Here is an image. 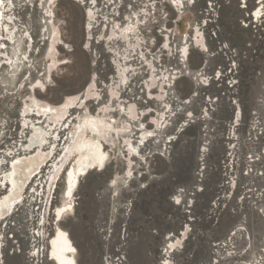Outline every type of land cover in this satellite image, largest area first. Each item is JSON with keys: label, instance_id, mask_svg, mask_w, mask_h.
Masks as SVG:
<instances>
[{"label": "rangeland", "instance_id": "obj_1", "mask_svg": "<svg viewBox=\"0 0 264 264\" xmlns=\"http://www.w3.org/2000/svg\"><path fill=\"white\" fill-rule=\"evenodd\" d=\"M240 1L212 0L211 8L209 0L0 1V184L8 183L3 176L15 154L37 149L32 129L44 131L40 150L50 154L0 223V264H53L49 236L61 220L80 219L90 182L105 202L87 241L101 264L264 260V16L254 22L248 13L257 0L244 8ZM192 89L198 97L189 96ZM66 96L75 98L60 109L67 113L60 124L48 126L49 116L38 121L33 97L58 106ZM230 99L238 119L224 128L219 121ZM88 118L111 129L93 131ZM142 129L153 136L136 145ZM79 138L98 142L103 167L101 160L87 165L64 198V172ZM126 138L136 145L132 155ZM179 158L183 175L176 178ZM60 202L68 206L56 221ZM229 215L239 222L225 237ZM181 222L185 236L170 238L174 248L164 255L162 233ZM141 238L142 263L128 252ZM34 248L39 258L29 255Z\"/></svg>", "mask_w": 264, "mask_h": 264}, {"label": "bare ground", "instance_id": "obj_2", "mask_svg": "<svg viewBox=\"0 0 264 264\" xmlns=\"http://www.w3.org/2000/svg\"><path fill=\"white\" fill-rule=\"evenodd\" d=\"M0 1H2V0H0ZM262 1L263 0H257V5L254 7L253 12L248 13V16H251L253 18L254 22H259L260 18H262L264 16V4ZM240 2H242V5H241L242 8L247 6L246 0H242ZM184 50H185V48H184ZM184 53L185 52L183 51L182 56H185ZM114 94L115 93L113 92V95ZM111 95L112 94L110 93L109 97ZM74 98H75V96H74ZM74 98L71 96L70 97L66 96L65 98L63 97V99L61 100V102L59 103L58 106H55V105H53V103L51 104L50 102H47V101H39L35 97H33L31 99V103L33 102L36 105L35 110H36V117H37L38 121H41L42 118L45 116H49L50 121L48 123V126L51 127L52 125L56 126V125L60 124L61 121L64 118H66L65 116L67 115V113L64 111L65 108L63 110H60V109L63 106L66 107V104H68V103L70 104L74 100ZM105 108H108V105ZM23 110H24V108H22V111ZM129 110H130V108H129ZM129 110L126 111V113H127V116L130 119H132L133 118L132 116L135 115V112H134V109H132L131 111H129ZM48 111H50V112L48 113ZM235 118H236V120L238 119V110H236L234 119ZM89 120L91 121L94 119L91 118ZM100 122H102V127L104 128V131H108L109 129H111V124L104 122L102 119H100ZM87 125L90 127L91 130H93L92 127L89 125V123ZM124 126H125V122L121 121L120 127H124ZM146 134H147V132L145 129H142L140 131L139 136H138L139 142L137 141L136 145L141 144L140 143L141 140L144 141V139L147 136ZM29 135H30V141H32L34 143H38L37 149H34L32 151L31 150H29V151L24 150V152H20L18 154H15L12 158V161L8 164L7 172L3 176L4 178L8 179V183L7 184L5 183L3 185L0 184L1 189H4L3 195L0 196V217H2V219H0V223L2 222V220L6 219L10 215L12 205L15 204V202L17 201L23 186L27 183V181L30 179L31 176H33V175L36 176L40 172V168H41L42 164L45 163L46 161H48L50 158L49 153L42 152L40 150L41 143L44 139V131L41 128L36 127V128L31 130V133ZM76 142L79 145L78 146L79 149H77L79 152L77 153L76 157L74 158V162H73L72 166H68L64 172L65 173V185H64V189H63L64 198L69 197L71 195V193L73 192V188L75 187L76 182H77V175L83 174L85 167L87 165L91 164L94 160H96V161L101 160L102 150L99 147L97 141H93L92 144L89 146H87L86 144L85 145L82 144V139H80V138ZM123 143L126 144V146L128 147V155H132V152H133L132 148L136 145L129 147L130 144H129L127 138L123 140ZM82 146H83V148L80 149ZM137 156L139 158H142V156L139 153ZM13 161H16V163H13ZM126 173L129 175V173H130L129 167L125 171V174ZM138 173H141V171ZM49 176H51V175H49ZM176 199H178V197H176L175 200ZM65 202H62V203L60 202V204L56 207V210H55L56 221L61 218L62 210H64L68 206V204H66ZM234 230H235V227L230 228L228 231V235ZM185 234H186V232H185V225H184V229L182 230L181 235L184 237ZM38 238H39V234H38ZM170 238H175V236L172 237L170 235V232L166 233L165 239H167V241H166V244H164V246H165V249H163L164 255H167L168 249L170 250L169 245H173V242H171ZM48 243H49V246H48V250H47V256L49 257L50 260L53 261L52 262L53 264H64V262L69 261V260L72 261V264H78L77 263V246L73 242L70 234L65 229H63L62 227H60L59 225L56 224L54 229H53L52 234L49 236ZM69 249H72V251H69ZM29 255L39 258L40 257V251H39V249L34 248L33 250L29 251ZM165 262H167V264H170V261L164 257L161 261V264H165ZM107 264H109L108 261H107Z\"/></svg>", "mask_w": 264, "mask_h": 264}, {"label": "water", "instance_id": "obj_3", "mask_svg": "<svg viewBox=\"0 0 264 264\" xmlns=\"http://www.w3.org/2000/svg\"><path fill=\"white\" fill-rule=\"evenodd\" d=\"M187 77V76H184ZM196 93L198 94V91L195 90ZM194 93L193 94V89L189 93L190 95H193V97H198V95ZM206 93H203L202 96V102L205 103L206 105H209V102L211 99H205ZM238 104V103H237ZM234 104L233 101L229 102V105L225 107V120H220L219 122L222 123L223 127L226 128L230 125L232 120L235 117L236 113V105ZM195 152V150H194ZM197 155H199V149H197ZM198 161H201V159H198ZM182 163V158H179L177 162L173 164V175L177 178L183 175V169L181 167ZM171 173H168L166 176H164L163 181L166 184V189H169V176ZM99 186H96L93 182L88 183L85 188H84V196H85V201L83 205L84 212L80 219L78 221H73L72 219H63L60 222H58L62 227L68 228V232L70 233L71 237L73 238L77 249H78V254H77V262L78 264H101V260H99L96 256V249L90 248L87 244V241L91 236H93L92 232V226L94 219L96 218L97 214L99 213L100 209L105 206V202L103 200H98L96 198V190L98 189ZM185 213V218L184 221L189 220L187 213L188 210L184 211ZM140 216L138 215L135 219H139ZM227 218H232L233 220L230 221L227 225V231H226V236L228 237V231L231 226H233L235 223L239 222L237 217L235 215H229ZM173 227V225L166 226V228ZM259 229H255V232H261L263 229V225H259ZM184 229V222H181L179 225V228L176 229V231H169L170 235L181 237L182 230ZM246 230V229H245ZM251 236V235H250ZM162 240L165 239V232L162 233L161 235ZM147 239V238H146ZM146 239H140L137 242H135L132 246H130L128 252L131 254V256H134V258H141V263L144 262L145 259V252H146ZM49 262L52 263L53 261L49 259Z\"/></svg>", "mask_w": 264, "mask_h": 264}, {"label": "snow or ice", "instance_id": "obj_4", "mask_svg": "<svg viewBox=\"0 0 264 264\" xmlns=\"http://www.w3.org/2000/svg\"><path fill=\"white\" fill-rule=\"evenodd\" d=\"M50 2H51V0H50ZM194 2H195V0H187V3L189 5L193 4ZM92 3H95V0H92ZM172 3L174 5L183 6V0H172ZM208 7L209 8L212 7V0H209ZM165 47L167 48L168 46L165 45ZM225 47H227V46L225 45ZM205 51H207V49H205ZM233 67H235V65H233ZM229 71H231V69H229ZM41 75H43V74H41ZM216 75H217V78H219L220 73H217ZM173 79H175V77H173ZM207 82H208L207 80H204V83H207ZM37 86L40 87V88H43V84H40L39 82H38ZM140 103H143V102H140ZM164 110L167 111V108H165ZM172 114L174 115L175 113H172ZM191 116H192V113L189 112L188 113V117L191 118ZM89 125L92 127L93 131H98L102 127V122H99V121H96V120H91V121H89ZM158 127H159V125H158ZM124 131H127V129H124ZM146 135L151 137V136H153V133L152 132H148ZM140 143L143 144V140H141ZM53 147H55V146H53ZM132 151L135 152V149H132ZM13 163H16V161H13ZM4 164H5V166H7V161H5ZM99 166L103 167V159H101ZM130 175H131V173H129V176ZM181 191H183V190H181ZM176 203L179 204L180 200L176 199ZM0 219H2V217H0ZM178 243H179V241H177V244ZM169 248L170 249L174 248V245H169ZM69 251H72V249H69ZM64 264H72V261H70V260L66 261V262H64ZM165 264H167V262H165ZM253 264H255V262H253ZM260 264H264V260H262L260 262Z\"/></svg>", "mask_w": 264, "mask_h": 264}]
</instances>
